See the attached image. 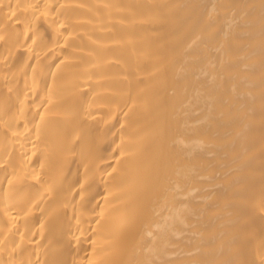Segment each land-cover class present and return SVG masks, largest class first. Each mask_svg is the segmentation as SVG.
Returning <instances> with one entry per match:
<instances>
[{"label":"bare ground","instance_id":"obj_1","mask_svg":"<svg viewBox=\"0 0 264 264\" xmlns=\"http://www.w3.org/2000/svg\"><path fill=\"white\" fill-rule=\"evenodd\" d=\"M0 264H264V0H0Z\"/></svg>","mask_w":264,"mask_h":264}]
</instances>
